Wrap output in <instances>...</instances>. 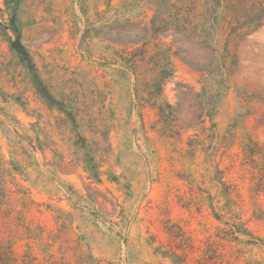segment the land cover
<instances>
[{
	"label": "rangeland",
	"instance_id": "1",
	"mask_svg": "<svg viewBox=\"0 0 264 264\" xmlns=\"http://www.w3.org/2000/svg\"><path fill=\"white\" fill-rule=\"evenodd\" d=\"M207 3L0 0V225L17 256L264 264V0H222L216 23ZM11 20L57 107L4 41Z\"/></svg>",
	"mask_w": 264,
	"mask_h": 264
},
{
	"label": "trees",
	"instance_id": "2",
	"mask_svg": "<svg viewBox=\"0 0 264 264\" xmlns=\"http://www.w3.org/2000/svg\"><path fill=\"white\" fill-rule=\"evenodd\" d=\"M221 1L222 0H208L207 3L208 14L209 16L215 17L216 19L215 23L217 22L218 18H222V17L225 18V14L223 10L221 11L219 9ZM12 14L13 16H16V10H12ZM211 23L212 24L214 23V18L212 19ZM1 35L4 41L7 43L9 50L20 59L22 64L31 73V81L33 83V86L37 94L44 101H46L49 106L57 107L55 100L51 96L47 87L43 85L42 81L40 80L37 74V70L34 68V64L32 63L29 53L22 42L21 29L15 26V21L11 20L10 25L4 27V30ZM160 90L161 89L159 85V91ZM72 122L75 123V120L72 119ZM4 199H5V192L0 187V207L3 204ZM35 263H36V259L32 257L29 253H23L21 256H17L15 254L13 242L9 239L7 240L4 239L1 236V225H0V264H35Z\"/></svg>",
	"mask_w": 264,
	"mask_h": 264
}]
</instances>
